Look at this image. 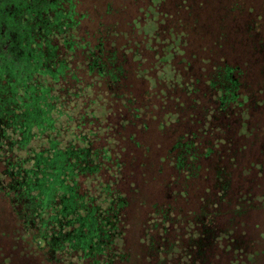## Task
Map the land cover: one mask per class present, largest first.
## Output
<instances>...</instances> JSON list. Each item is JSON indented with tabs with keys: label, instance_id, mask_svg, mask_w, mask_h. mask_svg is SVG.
<instances>
[{
	"label": "trees",
	"instance_id": "obj_1",
	"mask_svg": "<svg viewBox=\"0 0 264 264\" xmlns=\"http://www.w3.org/2000/svg\"><path fill=\"white\" fill-rule=\"evenodd\" d=\"M258 1L0 0V264H264Z\"/></svg>",
	"mask_w": 264,
	"mask_h": 264
},
{
	"label": "rangeland",
	"instance_id": "obj_2",
	"mask_svg": "<svg viewBox=\"0 0 264 264\" xmlns=\"http://www.w3.org/2000/svg\"><path fill=\"white\" fill-rule=\"evenodd\" d=\"M264 0H259L258 2H259V4L258 5H260V7H262L263 6V2ZM2 27V26H1ZM155 27H154V23H149L147 26H146V28H145V30L147 31V33H149V34H151V32H153V31H155ZM2 59H0V73H2V71L4 70V69H6L5 68V66L1 63L2 61H1ZM9 64L11 65V66H16V62H15V60H10L9 61Z\"/></svg>",
	"mask_w": 264,
	"mask_h": 264
}]
</instances>
